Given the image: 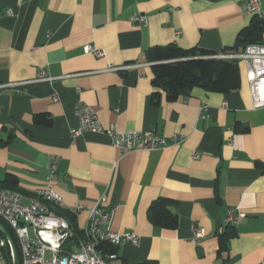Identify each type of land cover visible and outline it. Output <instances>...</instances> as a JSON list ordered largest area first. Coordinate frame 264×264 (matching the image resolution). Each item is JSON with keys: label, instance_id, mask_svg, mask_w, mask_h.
Returning a JSON list of instances; mask_svg holds the SVG:
<instances>
[{"label": "crops", "instance_id": "crops-1", "mask_svg": "<svg viewBox=\"0 0 264 264\" xmlns=\"http://www.w3.org/2000/svg\"><path fill=\"white\" fill-rule=\"evenodd\" d=\"M247 1L0 0V85L16 84L0 88V184L14 176L29 203L55 164L54 188L80 228L106 195L114 230L140 239L116 248L118 264H264V105H254L244 62L238 90L196 87L168 101L164 91L153 99L147 60L150 49L172 44L222 54L256 15ZM136 14L148 22L133 21ZM88 44L106 57L86 53ZM126 64L133 67L108 69ZM42 70L52 79L40 80ZM78 102L92 106L105 127L185 139L123 152L105 132L74 137ZM40 113L51 123H37ZM159 197L172 200L176 229L150 220ZM231 208L245 217L222 251ZM194 225L206 231L197 241Z\"/></svg>", "mask_w": 264, "mask_h": 264}, {"label": "built area", "instance_id": "built-area-1", "mask_svg": "<svg viewBox=\"0 0 264 264\" xmlns=\"http://www.w3.org/2000/svg\"><path fill=\"white\" fill-rule=\"evenodd\" d=\"M246 11L258 14L264 18L263 0H248ZM11 14L12 11L8 10ZM133 21L146 24L148 18L145 14H136ZM177 30V34H180ZM86 53H92L98 58L106 57V52L94 45L85 46ZM214 57L239 58L244 62L247 78L250 82L251 93L255 106L264 105V43H254L246 47L242 53L219 54ZM133 64L108 67L109 70H127ZM40 80L52 79L45 70L39 74ZM16 84H3L1 87ZM202 111H207L203 106ZM75 112L79 124L72 129L74 137L87 130L105 132L111 143L117 149L125 151L154 150L166 146L170 142L180 144L184 135H175L171 138L159 134L154 130L120 132L115 125L105 127L100 121L94 108L84 102H78ZM203 117V115H202ZM198 156V153H195ZM57 167H51L48 183L34 190L29 203L22 201V192L10 188L0 187V218L15 232L20 250L21 264H118L117 254L103 252L101 244H110L115 247L126 243L139 245V236L132 232H119L114 230V210L106 206V195L101 196L97 202L88 209V218L85 226L80 228L82 236L74 239V231L69 220L57 213L52 206H63L61 194L54 188ZM85 209L83 205L76 208V212ZM245 217V213L234 208L229 209L227 225L235 226ZM192 241L205 236V228L194 225L192 227ZM10 247L9 242L0 236V258L4 255V248ZM11 255L12 250L10 247Z\"/></svg>", "mask_w": 264, "mask_h": 264}, {"label": "trees", "instance_id": "trees-1", "mask_svg": "<svg viewBox=\"0 0 264 264\" xmlns=\"http://www.w3.org/2000/svg\"><path fill=\"white\" fill-rule=\"evenodd\" d=\"M263 37L264 18L256 14L250 23L239 32L235 43L225 48L222 54L242 53L248 45L262 43ZM219 54L217 51L199 46L182 48L175 44L156 46L150 49L147 53V60L152 64L154 72L153 84L156 90L153 93V99L159 100L161 91H164L168 101H175L180 96H189L196 87L209 92L221 93L238 90L241 87V60L239 58L214 57ZM35 121L51 123L45 113L36 114ZM16 184L17 179L9 175L0 184V187L18 190ZM171 203L172 200L167 197H159L154 200L148 210L150 220L162 228L176 229L179 226V216L171 209ZM52 208L69 220L74 231V239H79L82 236V230L78 226L75 216L62 206H52ZM235 227L227 225L225 232L220 235L222 251L227 249L228 241L236 236ZM0 236H3L1 231ZM116 248L110 244L100 245L103 252L116 253ZM0 259L4 260L3 264H13L8 245L4 248V255ZM137 264H157V262L148 260Z\"/></svg>", "mask_w": 264, "mask_h": 264}, {"label": "water", "instance_id": "water-1", "mask_svg": "<svg viewBox=\"0 0 264 264\" xmlns=\"http://www.w3.org/2000/svg\"><path fill=\"white\" fill-rule=\"evenodd\" d=\"M0 231L3 234L4 238L9 242L12 250V262L13 264H21L20 250L17 244L15 234L9 225L0 218Z\"/></svg>", "mask_w": 264, "mask_h": 264}, {"label": "rangeland", "instance_id": "rangeland-1", "mask_svg": "<svg viewBox=\"0 0 264 264\" xmlns=\"http://www.w3.org/2000/svg\"><path fill=\"white\" fill-rule=\"evenodd\" d=\"M3 263H4V260H1V259H0V264H3Z\"/></svg>", "mask_w": 264, "mask_h": 264}]
</instances>
